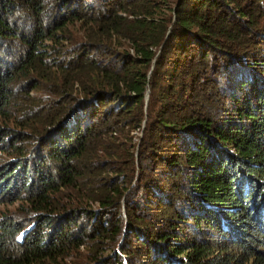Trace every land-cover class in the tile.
<instances>
[{"label":"trees","instance_id":"trees-1","mask_svg":"<svg viewBox=\"0 0 264 264\" xmlns=\"http://www.w3.org/2000/svg\"><path fill=\"white\" fill-rule=\"evenodd\" d=\"M51 2L53 13L46 0H0V144L10 135L13 156L0 192L24 193L37 223L12 254L20 227L0 220V264H51L71 243L104 253L102 238L114 251L121 221L129 245L154 252L150 264H235L209 243L170 245L169 222L138 214L169 197L165 186L180 191L179 178L193 218L233 239L237 258L264 264L254 247L264 246V0ZM28 86L44 95L12 113ZM20 116L35 118L24 137ZM64 189L87 195L63 200ZM77 213L90 234L78 233ZM172 250L185 258L171 262Z\"/></svg>","mask_w":264,"mask_h":264},{"label":"rangeland","instance_id":"rangeland-1","mask_svg":"<svg viewBox=\"0 0 264 264\" xmlns=\"http://www.w3.org/2000/svg\"><path fill=\"white\" fill-rule=\"evenodd\" d=\"M48 2L49 7L51 8V12L53 13L55 9L57 10V4L52 5L51 1L54 0H46ZM70 2V1H67ZM62 3V2H61ZM56 6V7H55ZM64 7H66V4L63 3ZM68 6V5H67ZM49 8V9H50ZM264 41V39H263ZM264 54V50L263 53ZM26 82V81H24ZM23 82V83H24ZM15 86L19 87V80H17ZM27 86V85H26ZM224 87V86H223ZM29 88V86H28ZM220 89V88H219ZM17 93L21 94L22 90L20 88L15 89ZM245 92L243 91V94ZM18 95V94H17ZM28 95L30 97L22 99L20 96L15 101L16 104L12 106V109L14 110L12 113H20L21 110H25L26 107H31V105L35 102L33 98L43 96L44 93L42 92L41 88L31 89L29 88ZM245 97L247 94H244ZM219 96V94H218ZM17 98V96H15ZM150 101V94L149 90L146 92L145 95V104H144V110L146 112L148 104ZM226 105L229 106V102L226 101ZM30 117H18L19 123L16 127H14L17 131V133L20 136H25L27 134H30L33 132L32 126H29L33 121ZM10 127H13V124L10 122ZM144 126H145V120L141 124V128L138 130L133 131L131 135H133L132 139V145L135 150L138 149L139 143L141 139L144 137ZM4 141L0 144V148L4 149V151H0V166L3 165L5 161L13 160V156L8 153L10 150V147H8L7 143H10V135H4ZM24 142V141H23ZM22 140H20L21 144H24ZM28 144H30L29 141H27ZM155 173L153 171H147L145 177H153ZM141 177V175H136L134 173L133 177L131 178V185L136 183L137 179ZM144 177V176H142ZM145 178V179H146ZM142 180V182L145 181ZM179 184L182 185V188L177 193L173 192L172 188L169 186H165L168 189L169 197L164 198H153V202H149L147 207H139L137 211H141L142 213H138L145 217L146 220L149 222H169V225L167 226V230L164 231L167 236V239H169V244H172V241L177 243H209L208 246H210L211 250H215L217 252L218 250H224L229 253L228 257H232L235 260V264H251L252 259H248L247 262L245 256L243 255L241 258L238 257L237 251H235L234 246H232L233 239L227 238H218L217 234H215L216 229L211 230L208 226H205L203 222L196 221L193 218V210L191 209L190 199H192V195L190 191L186 188L182 178H179L177 180ZM130 185V186H131ZM135 188V186H133ZM164 187V188H165ZM133 188V189H134ZM142 191V190H140ZM167 192V191H166ZM172 193V194H171ZM139 195V193H137ZM58 196H63V200H69L72 201L73 198H75L77 201L79 199H82L86 193L80 192L73 189H64L61 192L57 193ZM137 195V196H138ZM145 202L141 201V204H144ZM164 205V206H163ZM92 206L94 207V202L92 203ZM137 208V207H136ZM122 210V216L121 220L128 219V213L125 212L124 206L121 207ZM136 210V209H135ZM10 217L13 221L16 222L17 225H19L20 229L16 233L14 239L16 241L15 245H10L11 248H9L8 252H12V254H15L18 250L16 247H20L21 243L24 242L27 235H30L33 233L32 230L35 228L37 229V223L35 221V213L33 211H30L27 205L26 196L24 193H20L17 198L10 197L2 192H0V220L4 219L5 217ZM85 215H80V213H77L75 216L76 223L81 227V230H79L78 233L81 231H84L85 234L91 232V229L89 225L91 223H88L89 220L86 219ZM125 222H120V228L121 233L119 234L115 244H114V251H110L109 244H112V242H108V240H105V238H102L104 241V244L102 245V250H105L104 253H101L100 248L95 247H85L80 246L79 248H74L73 244L71 243L67 249H65V252L62 257H58L52 262L51 264H84L88 262L94 254H98V257L101 258L97 260L99 261H91L90 264H114L109 262L108 260L113 261L114 259L120 260L123 264H150L153 262L152 257L154 255L153 253L146 252L141 247L135 246L133 243L132 245H129L130 242V236L125 235L124 229H125ZM78 227V228H79ZM115 227H118L117 225ZM112 232V231H110ZM235 232V231H233ZM76 233V234H78ZM236 233V232H235ZM214 235V236H212ZM114 236V235H113ZM164 236V237H165ZM170 238H169V237ZM115 237V236H114ZM86 242H92L95 237H83ZM101 239V240H102ZM113 239V238H112ZM14 241V242H15ZM156 241V240H155ZM124 243V244H123ZM13 247V248H12ZM257 248V252L260 254H264V246H254ZM169 250V249H168ZM223 251V252H224ZM173 254L170 258L171 262H179L181 259H184V254H179V251L172 250ZM156 253V252H155ZM157 254V253H156ZM148 255V256H147ZM103 259V260H102ZM107 259V260H106ZM46 264V263H45ZM234 264V263H233ZM258 264V263H255Z\"/></svg>","mask_w":264,"mask_h":264}]
</instances>
